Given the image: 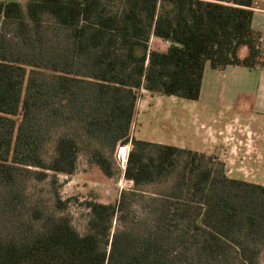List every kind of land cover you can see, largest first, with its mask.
<instances>
[{
  "label": "trees",
  "instance_id": "1",
  "mask_svg": "<svg viewBox=\"0 0 264 264\" xmlns=\"http://www.w3.org/2000/svg\"><path fill=\"white\" fill-rule=\"evenodd\" d=\"M252 4L0 0V264L258 263L264 185L227 176L213 155L130 135L141 88L195 100L206 63L264 66ZM127 143L131 185L86 202L84 233L60 212L67 199L26 200L27 179L72 174L84 146L111 177ZM133 206L140 216L128 217Z\"/></svg>",
  "mask_w": 264,
  "mask_h": 264
},
{
  "label": "rangeland",
  "instance_id": "2",
  "mask_svg": "<svg viewBox=\"0 0 264 264\" xmlns=\"http://www.w3.org/2000/svg\"><path fill=\"white\" fill-rule=\"evenodd\" d=\"M150 44L159 50L167 46V42L163 43L159 39ZM232 97H219L216 93L213 97L204 95L191 100L141 88L130 124V135L194 150L210 147L211 142L206 135L209 127L215 131L225 130L228 124L232 127L228 130L235 135L226 132L217 135H229L230 139L217 140L219 149L214 146V149H207L203 153L215 156L214 161L222 163L227 176L264 185V116L253 112L252 105L245 108L247 97ZM129 148V143L116 146L112 152L113 174L107 177L98 166L88 162L87 147L84 146L72 174L52 175L49 172L43 180L27 179L25 198L48 209L52 207L55 196L61 200L67 199L60 212L70 218L72 226L79 233H84L89 216L86 202L93 199L113 202L121 190L130 187L131 182L123 177L122 167ZM50 151L51 146L47 144L45 155H49ZM144 189L149 191L151 187ZM134 214L141 215L136 206L129 210L128 217ZM112 223L114 226L116 219ZM263 256L264 250L260 251L257 264H262ZM232 264L244 263L235 258Z\"/></svg>",
  "mask_w": 264,
  "mask_h": 264
},
{
  "label": "crops",
  "instance_id": "3",
  "mask_svg": "<svg viewBox=\"0 0 264 264\" xmlns=\"http://www.w3.org/2000/svg\"><path fill=\"white\" fill-rule=\"evenodd\" d=\"M21 4L27 0H16ZM252 15L250 25L251 28L260 33V37L264 46V0H253L252 4ZM159 38L151 36L150 43H153ZM160 40V39H159ZM165 43L164 41L160 40ZM151 45V44H150ZM220 86V87H219ZM219 97L230 95L233 96L231 99L237 98L238 96L247 97V106L252 105L254 111L264 116V66L248 68L238 65H227L223 69H213L206 63L203 76L201 80L200 96L207 95L213 97L215 94ZM248 101L249 104H248ZM232 127L225 125V130L215 131L212 128H208L206 133L209 136L210 147H201L194 150L201 152H207V149H219L217 140H227L230 136L218 137L217 135L223 134L224 132L232 136L235 135L228 129ZM216 140V141H214ZM215 146V147H214Z\"/></svg>",
  "mask_w": 264,
  "mask_h": 264
},
{
  "label": "built area",
  "instance_id": "4",
  "mask_svg": "<svg viewBox=\"0 0 264 264\" xmlns=\"http://www.w3.org/2000/svg\"><path fill=\"white\" fill-rule=\"evenodd\" d=\"M127 156V155H126ZM125 161H126V158H125ZM124 163V165H125V162H123ZM124 165H122V167L124 168Z\"/></svg>",
  "mask_w": 264,
  "mask_h": 264
}]
</instances>
